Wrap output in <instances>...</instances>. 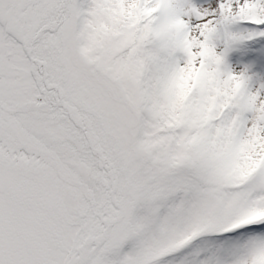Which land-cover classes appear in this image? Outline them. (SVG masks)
Wrapping results in <instances>:
<instances>
[{
    "label": "snow or ice",
    "instance_id": "snow-or-ice-1",
    "mask_svg": "<svg viewBox=\"0 0 264 264\" xmlns=\"http://www.w3.org/2000/svg\"><path fill=\"white\" fill-rule=\"evenodd\" d=\"M0 264H264V0H0Z\"/></svg>",
    "mask_w": 264,
    "mask_h": 264
}]
</instances>
